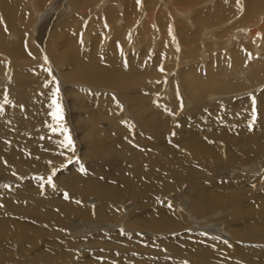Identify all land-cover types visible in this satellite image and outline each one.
<instances>
[{"label":"rangeland","instance_id":"obj_1","mask_svg":"<svg viewBox=\"0 0 264 264\" xmlns=\"http://www.w3.org/2000/svg\"><path fill=\"white\" fill-rule=\"evenodd\" d=\"M7 1L8 5L6 7L8 8L3 10L0 5V38L5 42V46L7 45L8 47L14 48L15 54H10L6 48L0 47V81L3 79L12 80L13 76V80H15L16 83L12 84L11 90L3 87L5 102L8 104L5 115L19 108V100L23 94H27L35 103L43 104L49 115H52L55 111V107L52 103L53 99L59 102L63 110L62 121L48 118L42 123L40 130L30 132L34 139V144L38 148L45 147V142H51L56 135H62L64 125L69 121V115L73 114L75 116L70 117L72 122H74L73 118L78 117L83 129H85V127L88 129L85 130L84 134L89 130L94 134L97 132L100 134L104 133V136H101L103 141L97 143L92 149L94 152L98 153L101 145H104V149L107 150L108 142L115 141V146L119 144L121 147L118 148L119 150L124 149V151L130 155L135 146L140 148L141 146L138 144H142L135 143L134 145H128L126 140L125 142L121 140L120 142L117 141L115 135L105 129L108 123L104 120V117L110 113L112 114L118 111L119 113H117L121 115L120 118L126 124H129L130 121L133 122L132 120L144 123V119L149 113H137L134 102H125L123 100V98L127 96V93L138 95L146 94L147 96L145 99L148 104L153 106L154 104L162 103L165 108L164 117L167 118L169 115V117H173L172 125L166 129L162 128L164 122L162 123L163 116L161 112L152 117H162L158 119L159 127L155 126L154 129V127L151 126L147 129L146 125L144 126L145 132H152V138H158L166 149L171 147L174 150H179L177 147L168 145L167 141L170 140L168 138L176 136L180 141L188 136L187 132L189 127L187 124L188 122L191 123V121H188L191 118L189 111L193 109L197 103H200L201 106L209 112H214V114L227 109L238 113L241 119L239 123L241 127L239 133L246 132V129H244L245 125L264 127V45L261 46L255 41L258 29L264 30V27L261 23L258 29L253 28V26L258 23V17L260 15L264 16V0L259 9L260 11L256 13V20L254 17L245 18L247 5L245 0H212L207 4H204L207 0H193L192 4H181L177 0H162L159 3L155 0H136L138 6L135 9L128 5L131 0H90L88 3H81L78 6L72 5V3L66 4V2L64 4H58L55 2L57 0ZM236 1L239 2V7L238 9H233L232 4ZM31 3H33V7H35L42 16L45 15V13L49 14L42 21L39 28L41 34L44 32L42 30L47 32L46 38H44L45 34L42 35V38L40 35L37 36V38L31 31V24L34 23L33 25L35 26L39 19L34 14L31 15ZM171 4H173V7L179 8V10H181L180 12L186 11L183 12V15L188 17L190 14L188 10L185 9L194 10V13L190 16L193 28H190L191 26L184 20L183 15H180L181 17L178 19H171L170 15L166 14L172 9ZM13 6L18 8L17 19L19 25L17 28L10 25L11 23L6 16L9 8ZM219 6V12L214 13L213 9ZM55 7L56 12L53 10ZM161 9H163V13L157 12V10L161 11ZM70 12L71 14H69ZM197 13H207L208 15L207 22L202 21V27L198 26V21L196 19ZM240 13L242 14V16L240 15L241 17L239 16ZM33 16L36 18L34 19ZM33 20L35 22H33ZM262 22H264V20ZM53 25L55 26V30L51 32ZM205 29H208V32L204 31ZM239 29H250V38L241 34L240 37L232 39L230 43H227L226 39L229 35ZM155 30H157V32ZM205 32L207 33V37H212L213 39H203L206 37L204 35ZM30 34H33V36L31 37ZM106 34H110L111 37L107 39L105 36ZM183 34L186 36L187 42L186 38L183 39ZM261 39L264 40V37ZM262 43H264V41ZM214 59H217V63H219L218 66L213 63ZM135 62H140L145 66H156L154 67L156 69V74H154L156 80L149 79L150 81H148V76H146L142 88L128 90L127 83L123 81L119 73L129 72L130 69L128 67L134 66ZM117 63L122 65L121 69L113 71L112 68H107V66ZM230 65L236 66L235 70L231 69L229 67ZM245 66H250L251 70L246 72ZM224 68L229 76L233 75L228 79L232 87L226 89L209 87V91L207 92L205 86L199 84V86L194 88H196L198 92L201 91L202 99L200 97L199 99L201 100L198 101L189 96L188 93L190 88L187 83L189 81L188 76L191 72H200L202 74L207 72L213 73L220 72L221 70L223 71ZM94 69L99 70V72H94ZM29 71L34 72V74L28 75L27 72ZM236 76L240 77L239 81L235 79ZM20 79L23 80V84L19 85ZM32 79L38 80L40 85L36 86L31 83L28 85V81H32ZM147 81L148 85L151 83V89H147ZM171 100L177 102L178 105L181 101L180 108L174 113L173 110L167 106L168 102ZM183 100H186L185 103H182ZM121 101L124 102L125 109L126 106L129 107L128 113H126V110L122 113L123 103H121ZM253 101H255V103H253ZM67 102H69V105ZM3 106L5 108V105ZM194 111L195 108L191 111V116ZM115 113L114 115H116ZM225 113L226 116H228V111H222L220 115L215 117L220 119L219 116L225 117ZM41 117L43 118V116ZM95 119L99 120L97 124L94 123ZM51 120H54L53 124ZM221 121H225V119ZM38 123H40L39 120ZM87 125L89 127H87ZM137 127L140 129L139 125H137ZM136 129V127H133V131L130 132L129 135H133ZM8 131L11 136H14L18 128L11 125ZM229 133L233 134L237 132L235 129H232ZM75 136L77 137V135ZM56 140L58 141V139ZM84 144L85 142L82 140V143L78 144V146L82 145V147H84ZM58 151L59 155L57 153V157L56 155L48 154L45 150L42 151L43 154L45 153L44 156H46V158L47 155L50 157L52 156L53 160L51 164L54 163L52 168L58 167V171L52 168L47 171L52 173L51 176L46 178L48 173L43 171L44 167L51 165L50 161L47 159H38L37 161L40 166L38 167L39 171H33L29 175L25 172L22 177L19 176L15 181L6 178L5 181L10 183L0 180V190H12L19 197L11 200V203L19 210L17 213H13L8 209L9 219H14L22 225L27 223L26 220H32L33 218L29 215L33 213V208L38 207V204H31L32 200H39L33 192V187H38V180H41V177H43L48 181L49 179H51V181H57L64 176L66 173L65 169H67V172L73 169L67 167L66 162H63L69 157L71 153L70 150ZM76 151L78 152L80 150L77 149ZM81 151L84 152L83 149H81ZM86 151H89V149H86ZM129 155L126 156L127 160L124 159L125 155H121L118 160H122L121 162L126 161L125 163H127L130 159ZM176 155L177 157H182V152L178 151ZM71 156L72 161L67 160L69 163H73L74 167L77 166H75L76 163L90 162L87 158H81L83 162H79L81 160H76L79 159L78 157L75 159L74 155ZM59 159H61V162ZM239 166L259 168L263 172L264 151L240 163H234L232 165H209L210 184H240L238 187L233 186L230 188L231 197L238 200L241 199L245 193H249V196L254 195L261 198V196L264 195L263 173L261 176L254 173H247L248 175L238 173L232 174L226 179H221V177L216 178L217 175L224 173L226 170H231ZM106 172L98 176L101 177ZM42 174H44V176ZM1 177H4L3 173H0V178ZM180 188L177 191L166 194L165 197H174V194L177 193ZM188 188L189 187H187V191L190 192L189 196H186L187 200H184V195H178L180 198L178 197V199H175V202L174 200L172 201L173 198H167L164 202L167 208L176 209L183 217L184 224L182 227L179 226V229L159 232H154L150 229L145 230L147 228L141 231L140 229L136 230L137 228L132 229L133 231L124 229L123 227L131 218L129 215H124L127 212L125 210H131V212L134 213L133 216L138 213L137 207L133 206L136 205L134 202L130 201L133 205L129 203V201L122 202L118 205V208L123 207L124 209L119 215L121 218H118L115 224H111V228H109L112 229L111 231H105L102 232L103 234H99L102 237L105 236V240L109 237V243H107L110 247L108 249L112 251L103 252V250H107V246H100L98 250L92 248L89 251H87V248H85L86 251H82L81 248L84 246H79V249L77 248L76 250L77 244L74 246L75 253H69L72 257L71 259L69 257L68 262L65 264H81L83 261L87 264H117V262L114 261L115 259L118 261L120 260L122 264H127V259H129V261L133 260L134 264H139L141 263L137 259L138 257L140 258L139 255L145 256L146 259H144L147 261V264H191L189 261L175 257L174 254L170 253L171 251L169 248H166L167 241H169V244H172L170 241H173L177 244H182V246L185 245V247L183 246V250H205L216 245L214 242L204 240L200 236L219 238L225 243L230 242L227 243L229 245L243 249L242 251H249L252 249V247L245 245L242 241H238L240 243H236V241L231 243L232 240L226 234L227 231L223 226H219V223L223 225V220L225 221V219H227L226 217H229L231 213V210L227 207L219 206V208H215L209 213L213 215L215 212L221 211V214L216 216L214 220H211L208 225H205L210 228L209 232L196 231L193 225L197 223L199 226H202L197 221L204 220V218L193 216L196 220L198 218L201 220L193 221L192 224H190L188 219L189 216L181 209L179 203L183 200V203L190 202V198L194 195V190L191 185L189 188L190 190ZM39 189L42 193V189ZM22 192H24V194H21ZM32 196L34 197L30 200ZM20 198L26 201L30 200L31 202L22 206V200ZM179 199L181 201H179ZM84 202L86 203L87 200ZM167 208H165L164 211L166 212V216H169L168 218L170 219L171 212ZM4 212H6V209L0 203V213ZM206 217H209V215ZM86 222L89 223L90 221ZM65 228H67V226L63 229ZM68 232V238L74 241L73 233L71 235L68 234ZM107 232L112 233H108V236ZM228 234L230 235V233ZM116 236H120L119 239L125 243H122L123 249L126 247L127 243H132L129 245V250L131 252L136 250L137 255L122 257L115 253L112 254L118 247L115 246L116 243L114 238L117 239ZM84 237L85 236L79 237L80 239L77 238L78 241H75L79 242L81 240L79 242L80 244L87 245L89 240L85 242L86 239ZM127 238H129V240ZM130 238H135L136 240L139 238L143 241L139 246L136 245L137 248H135L133 243L136 242L131 241ZM10 240H12L10 248L14 253L11 255V260L5 264L41 263H34L35 258H33L30 250L20 249L24 247L23 242L27 243L20 235ZM40 242L37 246L43 247L47 245L44 242ZM36 248L34 249L35 251H37ZM34 250L33 252H35ZM6 253V251L1 250V254ZM214 255L221 257L219 254L212 253V257L209 259L208 263L206 262L207 264H224L222 262V257H218L220 260L217 261L218 259H216L215 261L213 258ZM76 256L77 258H75ZM76 259L82 262H77ZM230 259L235 263H241L239 254H232ZM42 263L49 264L47 262Z\"/></svg>","mask_w":264,"mask_h":264},{"label":"bare ground","instance_id":"obj_2","mask_svg":"<svg viewBox=\"0 0 264 264\" xmlns=\"http://www.w3.org/2000/svg\"><path fill=\"white\" fill-rule=\"evenodd\" d=\"M89 1L90 0H57L55 2L58 4H64L65 2L66 4L72 3V5L78 6L81 3L86 4ZM155 1L159 3L162 0ZM177 1L181 4L193 3V0ZM211 1L212 0H207L204 4H207ZM245 1L247 3L245 18L254 17L256 20V13L260 11L259 9L263 3V0ZM0 5L4 10L5 8H8L6 7L8 5V1L0 0ZM128 5L135 9L138 6V3L136 0H131ZM171 5L172 9H168L169 11L166 13L170 15L171 19H178L183 15V12H186H180L181 10H179V8L173 7V4ZM33 6V3H31V15L34 14L37 18H39L37 22L39 26L37 23L35 26L33 25L34 23L31 24V31L35 34V37L40 35L42 38V35L45 34L44 38H46L47 32L42 30L44 32L41 34L39 28L42 21L49 14L45 13V15L42 16L41 13L38 12ZM232 7L233 9H238L239 2L236 1L233 3ZM55 9L56 7L53 8L54 11ZM162 10L163 9H161V11L157 10V12L163 13ZM185 10H188L190 16L192 13H194V10L192 9ZM219 10L220 6L214 8L213 12L218 13ZM17 13L18 8L13 6L12 8H9L6 14L11 23L10 25L14 28H17L19 25ZM69 14H71V12ZM240 15L242 16L241 13L239 16ZM190 16L188 17L183 15V18L191 26L190 28H193V23L190 19ZM36 17H34V19ZM196 19L198 21V26L202 27V21L207 22L208 15L207 13H197ZM263 20L264 16L260 15L258 17V23L254 25L253 28L258 29L261 23L264 27V22H262ZM33 22L35 21L33 20ZM53 29L54 25L51 32H53ZM249 30L250 29H239L231 33L226 39V42L230 43L232 39L240 37L241 34L249 37ZM155 31L157 32V30ZM204 31L208 32V29H205ZM204 35L206 37L203 39H213L212 37H207L206 32ZM30 36L32 37L33 34H30ZM105 36L107 39L111 37L110 34H106ZM263 37L264 30L258 29V32L255 36V41L257 44H260L261 46L264 45V43H262L264 40L261 39ZM185 38L186 36L183 34V39ZM4 43L5 42L0 38V47L6 48L10 54H15L14 48L8 47L7 45L5 46ZM213 63L217 64L216 66L219 65V63H217V59H214ZM154 67L156 66H145L140 62H135L134 66L128 67L130 69L129 72L119 73V75L121 78H123V81L127 83L128 90H137L143 87L146 76H148V81L152 79H154V81L156 80V78H154V74H156V69ZM229 67L233 70L236 68L234 65H230ZM107 68H112L114 71L121 69L122 65L117 63L115 65L113 64L107 66ZM244 68H246V72L251 70L250 66H245ZM94 72H99V70L94 69ZM27 74L31 75L34 74V72L29 71ZM232 76H229L225 68L223 71L221 70L220 72L213 73L207 72L202 74L200 72H191L188 76L189 81L187 83L189 84L188 87L190 88L188 94L193 99L199 101L202 99L200 93L201 91L198 92L194 87H197L199 84H201L205 86L207 92L209 91V87L226 89L232 87V84L228 80ZM235 79L239 81L240 77L236 76ZM148 81L147 89H151V83L148 85ZM13 83H16L15 80H13V76L12 80L3 79L0 81V89H2L0 90V173L4 174V177H1L0 180L5 181L6 178H9L15 181L19 176L22 177L23 173L25 172L27 175H29L33 171H39L38 167L40 166L37 161L38 159H47L51 164V161L53 160L52 156L50 157L47 155L46 158V156H44L45 153H42L43 150H45V152L48 154L56 155L59 152L58 150L66 151L67 149L71 152L67 158L69 161H72L71 155H74L75 159L76 157L79 158L76 160H81L79 162H83L81 158H87L90 162L80 164L74 163L75 166L77 165L74 167L73 163H69V161L66 159L63 162H66L67 167H71L73 169H70L68 172L67 169H65L66 173L64 176L60 180L51 181V183H49L46 178L51 176L52 173L47 171L52 168L54 163L44 167L43 171H45V173L51 174H47L45 179L41 177L42 179L38 180L37 182L38 187L43 191L42 193L38 187H33V192L39 200H32L31 202L30 200L34 196H32L29 201L20 198L22 200V206L30 202L31 204H38V207L33 208V213L29 215L33 219L30 221L26 220L27 223L24 225L19 224L14 219H9L8 215V209L13 213L18 212L19 209L11 203V200L19 198L18 195L12 190H0V203L6 209V212L0 213V264L8 263L11 260V255L14 252H12L10 248V243L12 241L10 239H13L17 235H20V237L27 242H23L24 247L20 249L27 251L30 250L33 258H35L34 263L41 262L39 264H43L42 262H47L49 264H65L68 262L69 257L70 259L72 257L69 255V253H75L74 246L77 244L76 250L79 246H84L81 248L82 251H86L85 248H87V251H89L92 248L98 250L100 246H107V250H103V252H111L112 250L108 249L110 247L108 244L109 237L107 240H105V236L102 237L99 234H103L102 232L112 230L109 229L111 228V224H115L118 218H121L119 215L121 212H123L122 210H124L123 207L118 208V205L126 201H129V203L132 201L136 204L133 205L131 203L133 206L137 207L138 214L133 216L134 213L131 212V210H125L127 211L126 213L124 211L125 216L129 215L131 217L123 227L124 229L133 231L132 229L137 228L136 230L140 229L141 231L144 228H147L145 230L150 229L154 232L179 229L184 224L183 217L177 212L176 209L167 208L164 202L167 198H173L172 201L174 200L175 202V199H178V197L181 195H184V200H187L186 196H189L190 192L187 191V187L190 188V185L194 190V195L190 198V202L183 203L184 200L181 201L179 199V201H181L179 203L181 205V209L187 214V216H189L188 219L190 224H192L193 221L201 220L199 218L196 220L193 216L204 218V220L197 221L202 226H199L197 223L193 225L196 231L209 232L210 228L205 225H208L211 220H214L216 216L221 214V211H217L213 215L209 213L215 208H219V206L227 207L231 210V213L229 217H226L227 219H225V221L223 220V225L219 223V226H223V228L228 233H230L229 235L226 232L228 237L232 240L231 243H234V241H236V243H240L238 241H242L245 245L252 247V249L249 251H242L243 249L229 245L227 243L230 242L225 243L219 238L200 236L202 239L212 241L216 245L205 250H183L185 245H183V247L182 244H177L173 241H170L172 244H169V241H167L166 248H169L171 251L170 253L174 254L175 257H179L180 259L183 258L186 261H189L191 264L208 263L209 259L212 257V253L219 254L223 258L222 262L224 264H238L230 259L232 254H239L241 259L240 264H264V195L259 198L254 195L249 196V193H245L241 199H235L230 195V188L233 186L238 187L240 184H210V169L208 168L209 165H232L234 163H240L244 160H247L248 158L255 157L260 152L264 151V127L245 125L244 129H246V132L239 133L241 129L239 123L241 119L239 118L238 113L230 109L222 110L226 112L228 111V116H226L225 113V117L219 116L220 119H218L215 116L220 115L222 111L214 114V112H209L208 110L204 109L200 103H197L194 107L195 111L193 112L192 116L191 111L194 108L189 111L191 118L189 117L190 120L188 121H191V123L188 122L187 124L189 127L187 132L188 136L181 139L180 141L176 138V136L168 138L170 139L167 141L168 145L177 147L179 149L178 151L182 152V157H177V150H174L171 147L166 149L163 147L158 138H152V132L149 131V133H146L144 130L145 125L147 129H149L151 126H153L154 129L155 126H160L158 119L162 117L158 116L157 118H152L159 112H161L163 116L162 123L164 122V124L162 125V128L166 129L172 125L173 117H169V115L167 118H165L163 115L165 114V108L163 104L159 103L152 106L146 102V94L138 95L134 93H127V96L124 97L123 100L125 102H134L137 113H149L146 115L144 123L135 122L132 120L133 122L130 121L129 124H126L120 118L121 115L118 114V111V113L114 112L116 115H114V113H110L104 117V120L108 123V126H106L105 129L109 132H112L115 135V139L117 141L120 142L121 140L122 142H125L126 140L128 145H134L135 143L142 144H138L141 146L140 148L135 146L130 155L127 154L124 149L119 150L118 148L121 147L119 144L115 146V141L108 142L107 150L104 149V145H101L98 153L94 152L92 149L97 145V143L103 141L101 136H104V133H95L100 137L95 135L91 130L84 134L85 130L88 129H86L85 125V129H83L78 117L73 118L74 122H72L70 117H74L75 115L73 114L69 115V121L64 125L62 135H56V137H54L51 142H45V147L38 148L35 146L34 139L30 132L40 130L42 123L46 119L55 118L47 113V109L43 104L35 103L29 98L27 94H23L20 98L18 109L13 110L5 115V110L6 107H8V104L5 102V92L3 87L11 90ZM30 83L36 86L40 85V82L35 79L28 81V85ZM20 84H23L22 79L19 81V85ZM200 97L201 99H199ZM185 101L183 100L182 103H185ZM121 103H123V108L121 107L123 109L121 110L122 113L124 110H126V113H128L129 107L126 106L125 109L124 102L121 101ZM180 103L178 105L177 102L171 100L168 102L167 106L170 107L174 113L178 111V108H180ZM25 104L27 105L23 107ZM67 104L69 105V102H67ZM3 105H5V108ZM41 116H43V118ZM37 119L40 121V123H38ZM222 119H225V121H221ZM51 121L53 124L54 120ZM98 121V119H95L94 123L97 124ZM11 125H14L18 128V131L14 136H11L8 131V128ZM137 125H139L140 129L137 127ZM87 127L89 126L87 125ZM133 127L137 128L135 130L136 133L134 132L133 135H129V133L133 131ZM64 129L67 131L65 132ZM232 129H235L237 133L230 134L229 132ZM74 134L77 135V137ZM65 135L70 136L72 139V145L70 147L64 146ZM56 139H58V141ZM82 140L85 142L84 147H82L83 144L78 146V144L82 143ZM77 149L80 151L77 152ZM81 149H83L84 152L81 151ZM86 149H89V151H86ZM58 155H56V157ZM121 155H125V160H127L126 156L129 155V161H127V163H125L126 161H119L118 158ZM59 160L61 162V159ZM52 169H56L58 171V167H53ZM104 172L106 173L103 176H98ZM238 173H254L261 176L262 173L264 174V171L262 172L259 168L239 166L231 170H226L224 173L217 175L216 178L221 177V179H226L232 174ZM42 175L44 176V174ZM179 188L180 190L174 194V197H165L166 194L177 191ZM21 194H24V192ZM65 194H67L68 198H65ZM85 200H87L86 203L84 202ZM165 208L169 209L171 212H168L171 214L170 219L168 218L169 216H166V212L164 211ZM207 215H209V217H206ZM86 221L90 222L88 223ZM65 226H67V228L63 229ZM67 232L71 235L73 233L74 241H71L68 238ZM112 232H107V234ZM83 236H85L84 238L86 239V241H83H90L87 242L88 246L86 244V246L80 244L79 242L81 240L77 242V238ZM116 237L117 239L114 238L116 243L115 246L118 247L116 251L112 252V254L115 253L122 257L137 255L136 250H133V252L129 250V245L132 243H127L126 247L123 249L122 245L125 243L119 239L120 236ZM127 239L129 240V238ZM134 239L135 238H130L131 241L136 242L133 244L135 245V248H137V246H139L143 240L139 238H137V240ZM40 241L46 243L47 245L43 247L37 246ZM35 248L37 251L34 250ZM1 250L6 251L9 255L7 253L1 254ZM33 250L35 252H33ZM139 256L140 258H137L141 262L139 264H147V261H145V256ZM218 257L219 256L217 255L213 256L215 261L218 259ZM75 258H77V256ZM127 260V264H134L133 260ZM219 260L220 259L217 261ZM78 261L81 260H77V262ZM114 261H116L117 264H122L120 260L118 261L115 259ZM81 264L87 263L83 261Z\"/></svg>","mask_w":264,"mask_h":264},{"label":"snow or ice","instance_id":"obj_3","mask_svg":"<svg viewBox=\"0 0 264 264\" xmlns=\"http://www.w3.org/2000/svg\"><path fill=\"white\" fill-rule=\"evenodd\" d=\"M52 103H53V105L55 107V111L52 113L53 118L57 119L58 121H62L63 120V110H62L59 102L56 99H53ZM253 103H255V101H253ZM64 131L66 132L67 130L64 129ZM71 145H72L71 137L68 136V135H65L64 146L65 147H70ZM49 183H51V179H49ZM65 198H68L67 194H65Z\"/></svg>","mask_w":264,"mask_h":264},{"label":"crops","instance_id":"obj_4","mask_svg":"<svg viewBox=\"0 0 264 264\" xmlns=\"http://www.w3.org/2000/svg\"><path fill=\"white\" fill-rule=\"evenodd\" d=\"M55 30V26H54V29H53V31ZM85 35V34H84ZM86 37H87V34H86Z\"/></svg>","mask_w":264,"mask_h":264}]
</instances>
